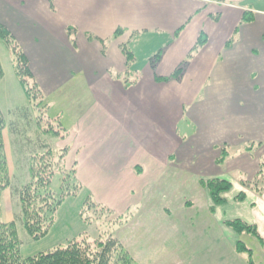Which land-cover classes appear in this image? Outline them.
<instances>
[{
    "label": "crops",
    "instance_id": "obj_1",
    "mask_svg": "<svg viewBox=\"0 0 264 264\" xmlns=\"http://www.w3.org/2000/svg\"><path fill=\"white\" fill-rule=\"evenodd\" d=\"M263 7L264 0H0V24L21 47L45 97L80 81L78 92L69 93L79 99L78 114L65 144L54 147L68 148L65 168H75L97 204L118 213L138 211L117 237L139 264H156L159 251L173 249L171 227L192 225L198 232V223L182 214L195 203L230 232L217 213L223 204L213 206L200 182L212 177L231 184L225 203L235 204L233 217L257 229L263 244L254 238L255 263L264 264V193L237 183L255 176L263 149L216 165V147L264 143ZM245 12L254 21L239 25ZM68 27L74 28V45ZM201 32L206 43L194 52ZM121 45L133 54L132 63ZM180 65L179 80H155ZM136 75L137 83H123ZM183 120L196 128L194 135L179 134ZM240 193L245 199L237 202ZM218 253L230 254L216 252L215 258Z\"/></svg>",
    "mask_w": 264,
    "mask_h": 264
},
{
    "label": "trees",
    "instance_id": "obj_2",
    "mask_svg": "<svg viewBox=\"0 0 264 264\" xmlns=\"http://www.w3.org/2000/svg\"><path fill=\"white\" fill-rule=\"evenodd\" d=\"M52 9V4H51ZM213 20L218 19V15L212 17ZM254 21V16L250 12H245L240 20V24L251 23ZM67 36L71 43H75L74 28L68 27L66 29ZM119 33V32H117ZM238 30L235 31V34ZM0 38L10 46L14 56L15 73L24 89L28 98V107H23L24 111L16 108L11 111L14 115L16 113L22 114L26 123L34 126L36 136H48L52 139L63 140L67 133L60 127V122L57 117H46L47 107L45 106V95L32 77L29 62L24 55L21 47L15 41L11 33L0 24ZM89 40L93 37L89 36ZM236 36L225 44L229 48L235 42ZM264 40V35H263ZM206 43V37L203 32L199 34L197 44L193 51L199 49ZM120 51L124 55L127 64L134 61L133 54L129 51L126 45L120 46ZM161 53L151 58V66L154 69L155 64L160 60ZM184 65H180L169 77H157V82H169L171 80H179L182 76ZM3 69L0 62V82L3 78ZM139 75L135 76L136 80H128L126 77L123 83L135 84ZM42 104L40 113L33 116L31 113V120L28 116V109L36 110V107ZM37 111V110H36ZM38 112V111H37ZM42 112V113H41ZM57 126H55L54 124ZM17 125L15 122L11 123V131L16 132ZM5 121L0 117V213L1 200L3 193L11 190L12 181L8 167V159L5 151L3 130L5 129ZM261 142L249 141L242 148L238 146L232 149L230 146H224V149H219V157L216 159V165L223 168L225 163L231 159L237 152L243 151L251 157H255V153L263 146ZM242 148V149H241ZM33 149L27 154V182L13 190V194L19 206V213L16 215V221L19 220L24 230L32 239H39L45 236L55 220L56 213L62 204L68 198L82 196L81 202V217L85 222L91 224L92 218L89 217L88 212L96 211L100 214L105 211L106 217L110 212L106 206L99 205L94 200L92 194L88 192L77 180L76 170L74 167L70 169L65 168V158L68 153V148H55L50 146L45 141H38ZM172 158V156L170 157ZM201 185L207 190L209 198L213 206L225 203L223 194L231 190V184L225 179L212 177L206 180H201ZM238 183L257 195L264 193V153L258 157V171L251 179L240 177ZM56 186V189L54 188ZM84 197V199H83ZM245 199V194L240 193L235 197V200L242 202ZM213 211V208L210 210ZM136 209H129L127 213L118 219H114L107 224L105 229L95 237L90 238L81 235L78 238L71 239L65 245L57 247L48 252H41L29 257H21L19 253V240L15 227V221L4 222L0 217V264H135L129 254L123 249L122 245L115 238L114 225H122L132 217ZM223 224L233 230L236 234H247L254 237L260 244L262 239L257 232V229L239 219L226 220ZM107 230V231H106ZM108 230L109 233L108 234ZM112 233H111V232ZM106 232V233H105ZM236 251L238 254H246L249 258V264H252V251L242 242H236Z\"/></svg>",
    "mask_w": 264,
    "mask_h": 264
},
{
    "label": "rangeland",
    "instance_id": "obj_3",
    "mask_svg": "<svg viewBox=\"0 0 264 264\" xmlns=\"http://www.w3.org/2000/svg\"><path fill=\"white\" fill-rule=\"evenodd\" d=\"M0 62L4 73L3 78L0 82V117L5 121L6 124L5 129L3 130V140L8 159L10 178L12 181L11 190H7L3 193L1 200L0 217L4 222H16L15 227L19 240L20 256L25 258L41 252H48L57 247L65 245L67 241L78 238L81 235L90 238L97 237L101 233V230L105 229V227L107 226V224L104 223H111L114 219L123 217L129 210L118 213L109 209L108 211L110 212V214H108L107 217L105 211L100 214L99 212L90 210L87 215L92 218L93 222L91 224H88L81 217L82 196L80 195L74 198H68L58 209L55 220L50 226L47 234L39 239H32L24 230L20 221H16L15 218L19 213V206L17 205L13 190L17 187H20L28 180L27 154L34 150L33 144L36 146L39 140L45 141L50 146L54 147L56 143L64 145L65 139L56 141L55 139H52L48 136H36L34 132V126L32 124L31 126H29L22 114L16 113L14 115L11 112L16 108L24 111L22 109V106L28 107V98L24 92L18 76L15 73V62L12 49L1 38ZM79 84L80 81L78 80V78H75V80L72 79L71 82L67 83V85L63 86L58 92H56L53 97L48 96L47 93L46 97H44L45 106L47 107V109L45 110V114L41 112V116H44L43 119L48 116L52 117H48L49 119H53L58 116L57 120L60 122V127L65 131L68 130V128L72 126L73 118L78 114L79 111L78 97H74L73 94L69 95V93H71L70 90H72L73 92H78ZM41 108L42 104L39 105V107L35 108L38 112L36 110L33 111L31 109H28V116L30 120L31 113L33 112V116H38ZM13 122L17 124L12 126L16 128V132L11 131V123ZM186 123L187 121L183 120L180 123L178 130L180 132V135H185V137L187 138L195 134L196 128L193 125H189L187 128ZM52 124H54V122ZM54 125L57 126L56 124ZM61 141H63L64 143ZM246 144L247 143H243L242 145H240V147L242 146L243 148ZM224 146L226 145L220 146L219 149H224ZM231 148L234 149L236 147L231 146ZM261 149H263L264 152V145L261 147ZM217 153H220V151H218ZM241 153L244 152H237L238 155ZM54 188L56 189L55 185ZM189 194L196 195V198L198 197L196 193L191 192ZM235 207L236 206L234 203L227 202L217 210V213L221 215L223 221L234 220L236 219V217H233L232 213L234 214V212H236ZM137 212L138 211L136 210L132 217H130V219L124 224L113 226V230L115 231V238L122 245L123 249L129 254L135 264L139 263L130 255L127 248H125L121 241L118 239L117 235L118 231L132 223L133 219L137 215ZM162 212L164 214H170L169 210H166L164 208ZM182 214L189 215V218H191L190 222L192 224L193 222L198 223V227H196L197 225L195 224V230H198V232H193L194 229L192 225L178 228L176 229V231L175 227H171L170 230L175 235V237L171 241L173 249L167 250L166 252L159 251L160 255L156 264H235L234 259L236 261L241 260L245 264H249V258L246 254L237 253V241L244 243L249 249H252L254 251L251 257V261L252 264H256L255 261L259 256H254V254L257 255L259 251L254 249V247H252V244L254 242L259 245V243L254 239V237L245 233L236 234L233 230L227 228L224 225L227 229L230 230V232L225 231L217 224L219 222V217L215 218L214 214L212 215L210 214V212H208V215L211 216V220L209 221V216L204 215L203 211L200 210V207L196 205V203L192 208H184ZM205 222H209V224L201 229L199 225ZM204 230L207 231L202 232ZM201 232L203 233V235L201 234ZM108 234H110L109 230ZM170 234V231H167L166 233L162 231L161 233H159V235L168 238H170ZM178 246H180V248H177ZM220 251L226 253L230 252V254L228 256L224 255L222 257L220 253H218V258H215L214 253Z\"/></svg>",
    "mask_w": 264,
    "mask_h": 264
}]
</instances>
